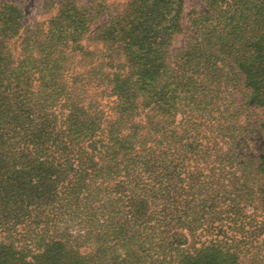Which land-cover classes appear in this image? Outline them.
Instances as JSON below:
<instances>
[{"label": "rangeland", "instance_id": "1", "mask_svg": "<svg viewBox=\"0 0 264 264\" xmlns=\"http://www.w3.org/2000/svg\"><path fill=\"white\" fill-rule=\"evenodd\" d=\"M263 5L0 0V248L264 264V61L226 50Z\"/></svg>", "mask_w": 264, "mask_h": 264}, {"label": "trees", "instance_id": "2", "mask_svg": "<svg viewBox=\"0 0 264 264\" xmlns=\"http://www.w3.org/2000/svg\"><path fill=\"white\" fill-rule=\"evenodd\" d=\"M253 27H256L255 30H250L247 28L245 31L243 30L242 35L237 33H231L234 35V38L231 40H238V47L235 46V42L226 48V50L230 53L229 57L231 60L239 63L240 68L243 70L245 75L247 76L246 82L249 88L255 86L259 77H257V66L260 62L264 61V5L262 6L259 14L257 15V21ZM253 33V35H251ZM257 34V35H255ZM241 49L237 50V48ZM260 104L264 106V96L260 94L257 90H253L250 97V104ZM262 162L259 166V171L261 175H264V154L260 157ZM262 200L264 202V186L261 190ZM253 202H251L252 204ZM264 210V204H263ZM66 255L69 258V263L66 261L62 262L61 255ZM69 255V256H68ZM229 260H225V262H219L217 260L210 259H199L195 264H237V261L229 256ZM41 260H38L37 264H78L76 258L73 255L66 251L64 246L58 245L55 250H48L44 253L43 256L40 257ZM0 264H29L22 261L21 258L16 256V253H12L7 248H0ZM80 264V263H79Z\"/></svg>", "mask_w": 264, "mask_h": 264}]
</instances>
